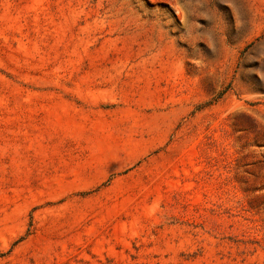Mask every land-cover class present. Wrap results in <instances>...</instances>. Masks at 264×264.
Instances as JSON below:
<instances>
[{
    "label": "rangeland",
    "instance_id": "374dc122",
    "mask_svg": "<svg viewBox=\"0 0 264 264\" xmlns=\"http://www.w3.org/2000/svg\"><path fill=\"white\" fill-rule=\"evenodd\" d=\"M0 264H264V0H0Z\"/></svg>",
    "mask_w": 264,
    "mask_h": 264
}]
</instances>
